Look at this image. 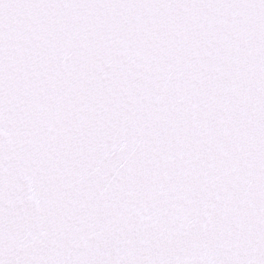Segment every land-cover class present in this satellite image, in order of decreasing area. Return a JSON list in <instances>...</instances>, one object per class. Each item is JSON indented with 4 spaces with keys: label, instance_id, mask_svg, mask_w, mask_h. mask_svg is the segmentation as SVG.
Instances as JSON below:
<instances>
[{
    "label": "snow or ice",
    "instance_id": "6c2138e0",
    "mask_svg": "<svg viewBox=\"0 0 264 264\" xmlns=\"http://www.w3.org/2000/svg\"><path fill=\"white\" fill-rule=\"evenodd\" d=\"M0 264H264V0H0Z\"/></svg>",
    "mask_w": 264,
    "mask_h": 264
}]
</instances>
